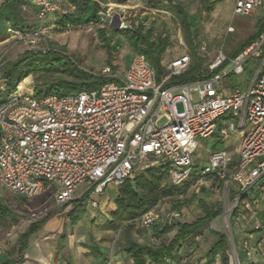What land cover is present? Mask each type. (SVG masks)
Returning a JSON list of instances; mask_svg holds the SVG:
<instances>
[{
  "label": "built area",
  "instance_id": "obj_1",
  "mask_svg": "<svg viewBox=\"0 0 264 264\" xmlns=\"http://www.w3.org/2000/svg\"><path fill=\"white\" fill-rule=\"evenodd\" d=\"M214 1L233 3V18L251 16L264 7V0ZM31 4L37 25L17 35L35 47L49 34L48 17L68 12H63L56 0H32ZM118 24L121 30L130 29L122 20ZM230 33H235L231 25L227 29ZM207 48L206 44L199 46L200 57L205 58ZM252 56L262 62L247 90L223 88L228 75L243 74V65ZM225 64L211 77L166 87L172 77L188 72L190 55L163 64L166 74L159 82L146 56L136 54L121 76L106 66V81L97 90L38 98L34 89L27 91L25 81L19 83L0 106V190L34 199L53 188L55 202L61 206L73 201L82 186L87 187L84 194L101 195L108 187L118 188L155 167L167 168L171 183L181 186L198 167V138L217 136L228 148L232 137L239 134L234 151L209 153L198 182L209 176L218 178L225 197L235 198L234 208L247 212L253 231L264 237V219L252 197L254 187L264 181V35L233 59L221 51L208 66L209 72ZM164 118L167 122L161 126ZM90 205L98 208L99 203L91 200ZM180 217V212H172L166 223L172 225ZM157 218L151 211L139 220L149 228ZM190 240L198 244L203 237L193 235ZM229 241L233 264H242L235 242ZM242 251L251 257L247 240ZM216 261L221 264L220 255ZM109 264L118 263L110 259ZM152 264H187V260L169 256Z\"/></svg>",
  "mask_w": 264,
  "mask_h": 264
},
{
  "label": "rangeland",
  "instance_id": "obj_2",
  "mask_svg": "<svg viewBox=\"0 0 264 264\" xmlns=\"http://www.w3.org/2000/svg\"><path fill=\"white\" fill-rule=\"evenodd\" d=\"M3 1L0 0V6ZM149 1L151 0H129L125 5H119L116 0H108L107 4H101L102 12L100 15L102 22L100 25L71 27L65 31L55 29L53 24L55 21L52 16L48 21V23L50 22L48 24L50 27L49 34L35 47H32L24 40L18 39L17 34H21L20 32H10L8 37L0 35V99L7 97V93L4 92L5 88L2 86V80H4L2 77L3 69L6 65L20 60L27 51L32 53L61 52L66 56V61L70 60L82 70L91 72L94 75L103 76V69L106 66L111 67V65L107 63L109 54L102 48L101 39L98 35L99 29L105 28L108 35L113 29L121 30L118 24L120 20L124 21L129 28H135L139 25H143L145 29L154 28V38L167 34L172 41L169 50L178 49L181 54H189L192 61L199 56V46L206 44L208 48L205 58H203L205 72L209 71L208 66L221 51L229 59H232L233 54L242 47L247 39L264 25V7H259L251 16L233 18L234 6L229 1H216L214 9L208 11L207 3H213L215 2L214 0H179L190 15L199 17L196 54H193L175 17L167 12L149 8ZM163 1L167 3V0ZM205 1L208 2L206 3ZM76 4L77 0H60L63 12H74ZM22 14L29 22L31 28L37 25L34 7H23ZM230 25L235 28V33L227 34V29ZM134 55V51L126 44L115 56L112 67L116 69H113V73L121 76ZM261 62V58L250 57L248 62L243 65V74L234 76L232 80L225 79L222 82V87L230 92L235 90L245 92L253 82ZM59 77L72 80V78L61 74H35L26 78L24 84L28 89L27 91L31 92L35 84L46 83V85L50 86L57 82ZM158 81L160 82L161 79L158 78ZM193 98L195 102L198 101L196 93L193 94ZM178 109L181 111L182 106L179 105ZM166 122L167 120L164 118L160 121V125L162 126ZM239 136L237 134L232 137L228 148L221 143L217 136L208 139L198 138V148L195 153V161L198 167L192 175H196L208 163L209 153L212 151L219 149L234 151L239 141ZM86 189V186L80 187L74 198L84 194ZM254 194H252V197ZM262 194L263 196L259 200L264 202V192ZM117 196L118 190L113 187H108L101 195H92L83 206L86 211L76 224H73L69 220L68 214L74 212L75 206L71 203L61 206L57 205L53 188L39 197L26 199V201L23 200L24 198H20L9 191H0V203L4 204L13 213L11 218L0 220V243L11 251L14 246H19L21 234L28 231L32 224L43 220L51 214L52 217L31 237L35 238L38 235L42 239L51 240L55 246H58V242H60V245H67L65 254H72L73 258H77L73 250L75 237L83 235L86 236L88 244L95 242L100 246L109 248L110 259L116 262L119 261L121 264H132L129 257L119 253L121 245L125 244L128 239H133L144 246L169 244L177 229L161 239L156 238L154 230L156 226H160V228L170 226L166 221L172 212H180L181 214V217L175 220L172 225L175 223H192L204 216L206 207L216 209L218 206H222L226 215L218 217L203 227L204 238L202 242L194 244L195 252L188 254V257H190L189 261H191L190 264L200 263L205 260L206 253L211 250L216 241L213 234L214 231L222 232L227 236L228 240L231 238L234 242L236 241L238 256L242 264H264V250L263 247L259 248L263 237H254L256 233L253 231L252 220L241 207L237 209V218L233 226L231 222L229 223L235 211V198L231 196L230 198L225 197L223 184L213 176L197 182L184 196L163 198L159 205L151 210L158 217L157 221L151 227L146 228L138 220L134 223V227L129 233H125V231L120 229L117 231L107 229L106 222L112 219L111 213L115 210ZM91 200L99 203L98 208L91 207ZM179 202H183V206L180 210H175L174 205ZM260 212H264V206L261 207ZM71 232L74 233V238L70 237ZM245 240L249 243L252 252L251 257H248L242 251V245ZM229 244L230 263L233 264L234 251L230 241ZM59 255L64 257L61 248L59 249Z\"/></svg>",
  "mask_w": 264,
  "mask_h": 264
},
{
  "label": "trees",
  "instance_id": "obj_3",
  "mask_svg": "<svg viewBox=\"0 0 264 264\" xmlns=\"http://www.w3.org/2000/svg\"><path fill=\"white\" fill-rule=\"evenodd\" d=\"M32 0H4L0 6V35L8 37L10 32L28 33L31 28L29 22L22 14V8L33 7ZM57 1V0H56ZM129 0H116L119 5H125ZM58 2V1H57ZM108 0H77L76 10L71 13H57L53 16L56 30L65 31L68 28H78L81 26L100 25L102 17V3L107 4ZM206 3L208 1H205ZM59 3V2H58ZM216 1L207 3V10L214 9ZM60 4V3H59ZM148 7L157 11L172 14L176 21L180 24L185 40L188 43L193 54H196V41L198 38L199 17L190 15L179 0H151ZM36 13V10H35ZM50 16V17H52ZM46 24L48 25V21ZM49 26V25H48ZM264 33V25L239 48L232 56L237 57L247 48L256 43ZM99 38L104 50L109 54L107 63L111 65L115 60V56L127 44L136 54H143L148 61L154 66L157 76L161 79L166 70L163 65V58L167 50L171 47L172 41L170 36L165 34L154 38V28H144L139 25L135 28L127 30H115L108 35L105 28L99 29ZM133 58V57H132ZM204 59L197 56L192 61V65L188 72L172 77L166 87L172 85L187 84L202 78L211 77L213 74L219 73L227 64L218 68L213 72H205L203 68ZM112 69H116L112 67ZM35 74H61L62 76L72 78V80L59 77L58 81L48 86L44 84H35L34 95L38 98L49 95H63L68 93H79L82 91H90L99 89L106 81L105 77L94 75L91 72L82 70L72 61H66V56L61 52L49 53H32L27 51L20 60L6 65L3 69L2 86L6 84L5 93L7 97L16 90V86L23 82L26 78ZM234 76L228 75L227 79L232 80ZM2 89V88H1ZM1 94V93H0ZM0 99V106L6 101ZM210 177V176H209ZM202 178L201 171L192 175L191 179L181 186H174L169 179L168 169L165 167H155L146 172L139 173L132 179L126 180L118 190V196L115 200V210L111 213V220L106 222L108 230H123L129 233L133 229L134 223L142 216L157 207L163 198H179L184 196L190 188ZM219 180L218 178H216ZM221 182V181H220ZM90 193H85L81 198L75 199L70 203L75 206L74 212L69 213V220L73 224L82 217L86 211L83 206L87 203ZM23 200L26 201L24 198ZM183 202L174 205L175 210H180ZM222 206L216 209L206 207L204 216L193 221L192 223H175L174 225L160 228L156 226L154 234L156 238L161 239L167 234L177 229L175 236L169 244H161L159 246H144L133 239H128L125 244L121 245V251L129 257L133 264H152L162 262L166 257L186 258L189 253L195 252L196 248L193 241H187L189 236L202 235L203 227L211 223L213 220L223 215ZM264 214V212H262ZM13 213L2 203H0V220L11 218ZM52 215L46 216L43 220L32 224L28 231L20 235L19 248L22 252L28 246L29 238L49 220ZM237 218V208L235 209L231 225L233 226ZM216 241L206 254L205 264H216L218 255L221 257V264H230L231 257L229 255L230 244L227 236L218 231H214ZM236 244V241H235ZM186 246L185 248H183ZM91 253L102 260V264H109L110 249L101 248L97 243L90 246ZM237 247V244H236Z\"/></svg>",
  "mask_w": 264,
  "mask_h": 264
},
{
  "label": "crops",
  "instance_id": "obj_4",
  "mask_svg": "<svg viewBox=\"0 0 264 264\" xmlns=\"http://www.w3.org/2000/svg\"><path fill=\"white\" fill-rule=\"evenodd\" d=\"M57 1L60 3V0H57ZM182 55H185V54H181L178 49L172 50V51L168 49L164 55L163 63L164 62L167 63ZM263 183L264 181L259 182V184H257L254 187L252 194L255 193L253 195V199L256 202V204L258 202V205H257L258 213L264 219V214L260 212L261 207L264 206L263 204L264 202H261L259 200V198L263 196L262 193L264 192ZM0 191H5V190H0ZM83 195L84 194L80 195L79 197H76L75 199H79ZM90 197L91 196L89 195V199ZM58 233L60 232L58 231ZM73 236H74V233L71 232L70 237L74 238ZM258 236L260 235L257 233L254 234V237L257 238ZM92 243H95V242H91L89 244L87 243L86 236L82 235L79 237H75V244H74L73 250H74V253H76L77 258L75 257L73 258L72 254L71 255H68L67 253L65 254L67 245H60V242H58L57 243L58 246H55L54 242H52L51 240L42 239L38 237L37 235L35 238L33 237L29 238L28 246L22 252L20 251V248L18 245L14 246V248L10 251L5 245L2 244V251L0 252V264H102V260L97 259L91 253V249L89 246ZM100 247L104 248L105 246H100ZM262 247L264 250V237H263V241L259 245L260 249ZM60 248L62 249L64 257L63 256L60 257L61 255H59ZM186 260H187V264L191 263V261H189L190 257L187 256ZM219 260L220 258L218 257V261ZM117 263L121 264L119 261H117ZM205 263H206V259L196 264H205ZM132 264H133V261H132ZM216 264H220V263L217 262Z\"/></svg>",
  "mask_w": 264,
  "mask_h": 264
}]
</instances>
